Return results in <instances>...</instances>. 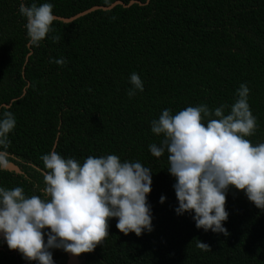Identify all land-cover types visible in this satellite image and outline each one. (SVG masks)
<instances>
[{"label": "trees", "instance_id": "1", "mask_svg": "<svg viewBox=\"0 0 264 264\" xmlns=\"http://www.w3.org/2000/svg\"><path fill=\"white\" fill-rule=\"evenodd\" d=\"M131 1L147 5L55 21L39 46L30 43L19 12L21 3H52L56 17L69 19ZM58 59L67 63L52 62ZM133 72L144 90L129 98ZM242 83L257 119L249 139L264 143V0H0V118L5 111L16 118L6 151L22 172L0 171V187L42 196L41 156L53 150L80 163L109 154L139 161L152 171V231L124 235L113 218L109 236L81 254V264H264V210L230 187L223 225L229 235L198 229L194 212H176L167 152L157 158L149 150L162 139L151 122L163 110L227 104V114ZM197 239L211 251L199 249ZM50 251L54 264H67V252ZM0 264L39 262L0 240Z\"/></svg>", "mask_w": 264, "mask_h": 264}, {"label": "clouds", "instance_id": "2", "mask_svg": "<svg viewBox=\"0 0 264 264\" xmlns=\"http://www.w3.org/2000/svg\"><path fill=\"white\" fill-rule=\"evenodd\" d=\"M54 5L20 4L26 19L29 41L39 46L54 32ZM58 41V36H53ZM59 65L64 59L52 61ZM133 86L143 92L140 76H130ZM91 91V89H89ZM250 89L241 84L237 99L210 110L208 105L189 106L172 113L163 110L151 122V131L162 137L160 144L149 145L154 157L168 154L169 173L176 178L174 189L179 207L177 214L195 213L198 229L223 233L228 220L227 192L230 187L246 193L248 199L264 210V143L253 144L257 119L249 105ZM16 118L5 111L0 118V171L10 166L9 134L16 128ZM43 195L27 196L22 187H0V234L9 249L39 264H54L50 249H62L75 256L93 252L109 236V220L124 235L152 231V213L147 197L152 191V171L139 161H121L114 154L89 156L83 163L65 159L56 151L42 155ZM165 200L161 197V203ZM47 242H45V230ZM202 251L209 245L197 239Z\"/></svg>", "mask_w": 264, "mask_h": 264}, {"label": "water", "instance_id": "3", "mask_svg": "<svg viewBox=\"0 0 264 264\" xmlns=\"http://www.w3.org/2000/svg\"><path fill=\"white\" fill-rule=\"evenodd\" d=\"M134 5L145 6L147 4H143V3L137 2V1H131L128 5H126L123 2H117V3L113 4L110 7H94V8H92V9L86 11V12L78 14L77 16H75L73 18H69V19L56 17V16L55 17H56V21H60V22H63V23H71V22H74V21L78 20L79 18H82V17H84V16H86L88 14H91L93 12H96V11H110L113 8H115L116 6H122L124 8H129V7L134 6ZM4 107L9 108V106H7V105H4ZM7 171L16 172L17 174H22L21 171L19 170V168L16 167L15 165H13V164H10L9 169ZM0 240H4L3 234H0ZM67 255H68L67 264H81V260H80L81 255L80 256H75V255H72L70 253H67Z\"/></svg>", "mask_w": 264, "mask_h": 264}, {"label": "flooded vegetation", "instance_id": "4", "mask_svg": "<svg viewBox=\"0 0 264 264\" xmlns=\"http://www.w3.org/2000/svg\"><path fill=\"white\" fill-rule=\"evenodd\" d=\"M20 170V169H19ZM21 171V170H20ZM22 173V172H21Z\"/></svg>", "mask_w": 264, "mask_h": 264}]
</instances>
